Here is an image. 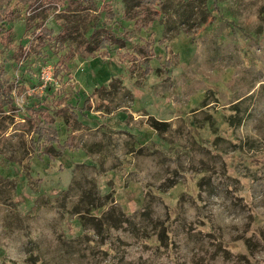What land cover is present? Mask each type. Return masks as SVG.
I'll use <instances>...</instances> for the list:
<instances>
[{"label": "rangeland", "instance_id": "374dc122", "mask_svg": "<svg viewBox=\"0 0 264 264\" xmlns=\"http://www.w3.org/2000/svg\"><path fill=\"white\" fill-rule=\"evenodd\" d=\"M92 1L3 20L0 264H264V0Z\"/></svg>", "mask_w": 264, "mask_h": 264}, {"label": "trees", "instance_id": "16d2710c", "mask_svg": "<svg viewBox=\"0 0 264 264\" xmlns=\"http://www.w3.org/2000/svg\"><path fill=\"white\" fill-rule=\"evenodd\" d=\"M13 0H0V30L2 32L3 30V20L6 18H9L12 14V11L10 9V4ZM39 0H15V2H17L18 4L20 5H24V6H35L37 4ZM74 2H78V3H85V5H92L93 4V1L92 0H73ZM149 3V4H152L153 3V6H157L160 4V0H137V3L139 4H142V3ZM155 2V3H154ZM41 32V33H39ZM50 30L45 28V27H42V28H39V30L37 31V33H35V36H36V41L37 43H39L40 45L42 44V36L43 35H46V36H50ZM97 33V36L95 38V41H97V43L99 44H103L105 41L107 40H111V38L113 37V35L110 33V32H98V31H93L92 35L96 34ZM59 44V43H58ZM96 44L94 42H92L91 40H88L86 42V47L87 48H95ZM84 56V54H83ZM58 64H60V61L58 60L57 61ZM1 75H4L3 74V71H1L0 69V76ZM36 108L35 109H42L44 110V107H41L40 104H36L35 105ZM37 133V138L38 139H45V140H48V141H54L55 138H56V133H55V130H54V127L49 123V122H45L43 124H39L38 126V129L36 130ZM112 219L110 220L109 219V229L112 228V227H116V223L115 221H112ZM106 222L101 220V219H98L96 223H94V229L96 232H99V230H105V224ZM247 246H249L250 244L249 243H246ZM105 246L107 247H103L101 248L100 250L102 252H104L105 254H109V249L110 247L105 244ZM40 264V263H39Z\"/></svg>", "mask_w": 264, "mask_h": 264}]
</instances>
